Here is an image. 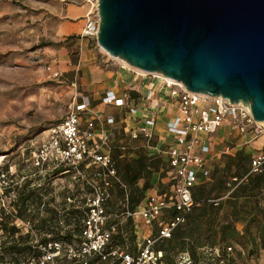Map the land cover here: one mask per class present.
Wrapping results in <instances>:
<instances>
[{
  "label": "rangeland",
  "instance_id": "rangeland-1",
  "mask_svg": "<svg viewBox=\"0 0 264 264\" xmlns=\"http://www.w3.org/2000/svg\"><path fill=\"white\" fill-rule=\"evenodd\" d=\"M82 5L91 9L87 0H0V222L4 220L8 228L0 227V264H42L41 256L27 249L24 255L14 252L12 247L16 243L22 248L39 249L48 239L64 237L70 242L79 241L89 186L76 172L45 178L44 172L33 165V151L49 139V128L65 119L74 95L83 92L82 70L76 71L80 46L67 32H81L85 20L77 29L76 19L66 17L69 8ZM66 21L71 28L64 25ZM95 52L102 57L100 65L105 75L110 78L119 72L121 75L123 69L120 68L125 62L108 58L98 47ZM134 71V75L138 72L146 81L153 80L149 74ZM56 72L61 77H55ZM115 112L110 115L118 121L111 127L113 153L116 151L117 157L118 152L122 154L121 147H126L137 157L132 160L127 156L117 162L121 177L136 199L140 194L137 191L140 188L135 186L136 178L143 177L141 188L150 187L152 172L157 171L162 160L158 155H150L149 146L154 139L147 140L143 135L130 137L124 130L125 114L120 110ZM138 160L146 164L140 172L143 174L137 173ZM87 164L82 166V171L92 177L96 167ZM239 170L234 175L238 179L231 181L230 189L226 184L229 180L210 181L211 190L205 198L217 201H208L205 205L233 206L241 210L239 213H233L232 218L225 214L224 225L216 226L210 219L188 220L179 228L182 234L192 237L189 243L193 237L205 242L203 250H196L199 264H238L241 250L245 252L243 264H264V170L249 181H242L243 166ZM235 186L237 189L230 198H224L226 191ZM159 193L175 194L174 190ZM124 212V193L116 184L107 202L108 227L116 228L113 243L116 248L131 250L136 240ZM216 215L212 211L203 217ZM13 226L19 231L13 233ZM216 239H220V244L212 246L210 242ZM167 243L158 244L156 251L163 254V264H177L180 253ZM88 261L90 264H119L115 259L104 262L98 257ZM47 264L80 262L64 258Z\"/></svg>",
  "mask_w": 264,
  "mask_h": 264
},
{
  "label": "built area",
  "instance_id": "built-area-1",
  "mask_svg": "<svg viewBox=\"0 0 264 264\" xmlns=\"http://www.w3.org/2000/svg\"><path fill=\"white\" fill-rule=\"evenodd\" d=\"M87 2L91 9L84 17L85 24L78 39L81 42H93L108 58L115 59L98 44L99 1ZM121 69L130 74L133 71L134 79L146 81L138 76V72L134 75V70H140L127 63L121 65ZM149 75L153 80H147L143 97L135 98L131 90H125L120 96L114 90H109L104 94L102 104L123 110L128 118L126 128H130L132 137L143 135L147 140L154 137L156 109L161 102L171 101L176 105L174 115L165 129L172 139L166 154L175 180L178 181L175 194L150 192L144 196L143 203L131 208L130 190L121 180L117 162L113 157L112 131L92 108L90 98L76 93L65 119L51 126L49 139L33 151V165L40 172H44L45 178L76 172L84 177L90 193L86 195L85 217L79 241L48 239L40 246L42 264L52 263L63 257L82 264H90L88 260L92 257H98L104 262L115 259L119 264H163V254L156 251V246L171 239L174 232L188 221L193 210L204 202L196 201L193 195L201 179L210 176L204 157L209 153L210 146L207 145L208 139L203 136L210 137L226 123L232 124L243 136L250 135L254 141H263V146L252 155L251 169L242 181L264 170V122L254 119L249 105L242 102L231 103L221 96L212 97L189 91L184 84L161 74ZM54 76L61 77V74L56 72ZM115 123L114 117L109 116L106 119L108 126ZM126 150L123 147V151ZM231 150L232 148H226L225 153ZM86 162L87 166L96 167L92 177L85 176L82 171ZM116 184L124 193V213L126 218L134 222L133 233L136 241L131 250L114 248L108 252L107 246L116 228L108 227L107 202ZM172 209L178 214L166 220L165 211ZM139 222L144 229L140 228ZM154 227H157V233L152 231ZM217 256H220L218 252ZM177 264L196 262L190 253L182 252L178 256Z\"/></svg>",
  "mask_w": 264,
  "mask_h": 264
},
{
  "label": "water",
  "instance_id": "water-1",
  "mask_svg": "<svg viewBox=\"0 0 264 264\" xmlns=\"http://www.w3.org/2000/svg\"><path fill=\"white\" fill-rule=\"evenodd\" d=\"M99 46L264 122V0H98Z\"/></svg>",
  "mask_w": 264,
  "mask_h": 264
},
{
  "label": "crops",
  "instance_id": "crops-1",
  "mask_svg": "<svg viewBox=\"0 0 264 264\" xmlns=\"http://www.w3.org/2000/svg\"><path fill=\"white\" fill-rule=\"evenodd\" d=\"M89 4V3H88ZM90 11L89 7L87 5L82 6H76L74 8L68 9V14L66 17L68 19H76V22L74 25H76L77 29L83 25L84 17L88 14ZM64 25L67 28H71L70 22L66 21ZM75 34H72V32H67V35H71V37L77 36V39H72V41H76V45H79V60L78 65L76 67V71L82 70V76L80 77V81L82 83L83 92L82 95L88 96L92 103V108H94L101 116L102 121L104 122L105 126L110 128L114 126H108L106 125V119L111 115V113H116V110H120L121 113L123 110L112 106V105H103L102 104V98L104 97V94L106 91L114 90L118 96L122 95V93L125 90H131L133 92V96L135 98L143 97V95L146 93V84H148L147 81H142L139 79H134V76L128 72L125 71V74H123L124 70H121L117 76L114 78H110L107 75H105L104 69H102L100 65V56L96 55V46L93 42L87 41V42H81L78 39V36L80 32H74ZM79 69V70H78ZM121 69V68H120ZM120 71V70H119ZM129 74V75H127ZM124 75L126 78H124ZM144 103V101H143ZM176 110V105L171 101H166L165 103L161 102L160 107L156 109L157 112V124L154 129V142L149 148L151 149L150 155H158L161 157L162 165L157 168V171L152 172V176L149 179L150 187L141 188V181L143 182V177L136 178V182L138 181L135 186H138L140 189L139 195L140 197L139 202L136 203V200L134 201V205L137 206L140 203H143L142 200L144 196L150 192H172L178 181L175 180V174L172 170V168L169 166V157L166 154V150L169 148L168 145H171L172 139L171 137L166 133V125L171 120L172 116L174 115V112ZM125 114V112H123ZM128 118H126L125 115V122ZM118 124V121L116 122ZM138 127V126H136ZM124 130L126 133L132 137V132L130 131V128L124 127ZM142 136V135H140ZM204 138L208 139L207 145L210 146V151L208 154H205L204 157L206 158V165L210 169V176L208 178H202L198 186L195 187L193 191L194 199L196 201H204L201 203V205L197 206L189 220L192 221H199V220H207L210 219V221H214V223L217 225L222 224L224 225L223 219L225 218V214L230 216L232 218V214L239 213L241 210H236L237 208L233 206L228 205H221L218 208H214L212 206L205 205V202L208 203V200H205L206 197L209 196L210 193V184L216 183L219 181L229 180L227 186L231 187V181L233 182L235 179H238L237 176H234L236 173H238L240 170L239 168L243 166V178L246 176V174L251 169V161H252V155L256 153L257 150H259L263 146L262 140L254 141L251 139L250 135H241L237 130L234 129L232 124L226 123L222 127H220L216 133L212 134L210 137L203 136ZM123 149V147H121ZM226 148H232V150L229 153H225ZM120 150V147H119ZM116 152V151H115ZM113 153V157L116 162H119V159H124L127 156L132 157L131 159H136L137 157L131 152L130 149L127 148V150L124 152L122 151L121 155L116 157L117 154ZM132 155V156H131ZM128 159V158H127ZM129 160V161H132ZM138 160L136 163L137 166V173L143 172L146 164H144L142 161L139 162ZM245 165V166H244ZM118 166V164H117ZM135 167V168H136ZM119 168V167H118ZM245 168V169H244ZM258 174L250 176L246 181H249L250 179H253ZM128 185V184H127ZM237 186L233 187L231 190H227V195L224 196V198L229 199L230 195L237 189ZM203 204V205H202ZM214 212L217 215L214 217H203L208 212ZM165 217L166 220L174 217L178 214V212L175 209L165 211ZM202 215V217L200 216ZM131 222V221H130ZM129 222V223H130ZM228 223V222H225ZM132 227V234L133 233V226L134 222H131ZM139 226L141 229H144V227H141V223L139 222ZM242 226V225H241ZM264 227V226H263ZM180 228V227H179ZM179 228L174 232L172 238L170 241H167V245L171 243V247L174 251L178 253L187 252L190 253L193 258L195 259L196 264H199L196 261V258L194 257V254L196 250H203L204 247L202 245L205 244L203 240L197 239L196 237H193V240L189 243L190 237H187L185 234H182ZM152 231L157 233V227L152 228ZM223 234V240H226L227 237ZM230 241V240H229ZM213 246V244H220V239H216L215 242H210ZM209 250H213V248H210ZM240 251V250H239ZM240 251L238 254L239 257L237 258L238 264H243L245 261L244 255L245 252ZM165 254H168V248H166ZM217 256V254H216ZM229 256V255H228ZM218 257V256H217Z\"/></svg>",
  "mask_w": 264,
  "mask_h": 264
},
{
  "label": "trees",
  "instance_id": "trees-1",
  "mask_svg": "<svg viewBox=\"0 0 264 264\" xmlns=\"http://www.w3.org/2000/svg\"><path fill=\"white\" fill-rule=\"evenodd\" d=\"M72 39H74V37L72 38ZM119 172V171H118ZM119 176L121 177V175H120V172H119ZM122 178V177H121ZM122 180H123V178H122ZM124 182H125V179L123 180ZM126 183V182H125ZM127 184V183H126ZM28 187H31V186H29L28 185ZM31 189V188H30ZM32 191H34L33 189H32ZM136 199L132 196V194H130V206H131V208H134L135 207V205H134V201H135ZM139 200H140V197H138L137 198V200H136V203L137 202H139ZM191 216V215H190ZM85 217V216H84ZM190 218V217H189ZM84 219V218H83ZM189 220V219H188ZM132 222V220H129V222ZM131 222H130V224H131ZM0 227H3L2 229H4V230H7L8 228H7V226H6V224H5V221L4 220H2L1 222H0ZM81 229H80V235H79V238H80V236H81V232H82V228H83V225L80 227ZM12 230H13V233H15V232H18L19 231V229L16 227V226H13L12 227ZM133 235V238H134V241H135V236H134V234H132ZM22 237V236H21ZM22 240L24 239L23 237L21 238ZM56 239H65V240H67L66 238H64V237H60V238H56ZM114 240H115V236H113L112 237V239H111V241H110V243L108 244V246H107V251L108 252H110L111 250H113L114 248H116V246L113 244L114 243ZM170 240V239H169ZM168 240V241H169ZM47 240H45V242H46ZM44 242V243H45ZM44 243H42L41 245H43ZM40 245V246H41ZM40 246H39V249H37V248H35L34 246H26L25 248H22L18 243H16L12 248H13V251L14 252H17L19 255H24V252L26 251V249L28 250V252L29 253H32L33 255H39V256H41L42 255V252H41V250H40ZM194 254V257L196 258V252L195 253H193ZM64 258H67V257H63L62 259H64ZM18 261H19V259H17ZM57 260H60V259H57ZM80 264H82V263H80ZM167 264H171L170 262H167Z\"/></svg>",
  "mask_w": 264,
  "mask_h": 264
},
{
  "label": "bare ground",
  "instance_id": "bare-ground-1",
  "mask_svg": "<svg viewBox=\"0 0 264 264\" xmlns=\"http://www.w3.org/2000/svg\"><path fill=\"white\" fill-rule=\"evenodd\" d=\"M124 64H126V63H124ZM142 72V71H141Z\"/></svg>",
  "mask_w": 264,
  "mask_h": 264
}]
</instances>
